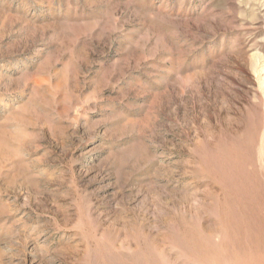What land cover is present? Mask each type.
I'll return each mask as SVG.
<instances>
[{"label": "rangeland", "instance_id": "obj_1", "mask_svg": "<svg viewBox=\"0 0 264 264\" xmlns=\"http://www.w3.org/2000/svg\"><path fill=\"white\" fill-rule=\"evenodd\" d=\"M0 264H264V0H0Z\"/></svg>", "mask_w": 264, "mask_h": 264}]
</instances>
